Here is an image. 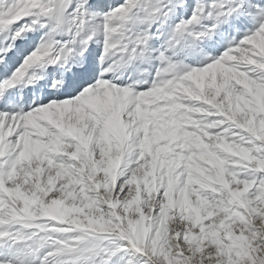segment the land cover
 I'll return each mask as SVG.
<instances>
[{
  "label": "snow or ice",
  "instance_id": "snow-or-ice-1",
  "mask_svg": "<svg viewBox=\"0 0 264 264\" xmlns=\"http://www.w3.org/2000/svg\"><path fill=\"white\" fill-rule=\"evenodd\" d=\"M0 264H264V0H0Z\"/></svg>",
  "mask_w": 264,
  "mask_h": 264
}]
</instances>
